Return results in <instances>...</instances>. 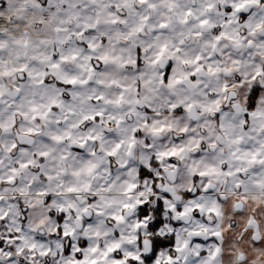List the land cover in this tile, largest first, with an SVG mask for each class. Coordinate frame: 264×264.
Wrapping results in <instances>:
<instances>
[{"label":"clouds","instance_id":"clouds-1","mask_svg":"<svg viewBox=\"0 0 264 264\" xmlns=\"http://www.w3.org/2000/svg\"><path fill=\"white\" fill-rule=\"evenodd\" d=\"M210 11L217 24L232 18L231 13L221 15L225 13V6L220 0H214ZM241 11L249 14V20L239 23L238 31L224 27L221 31L225 35L217 41L207 27L199 36L188 31L181 35L179 29L187 27L184 25H179L175 33L163 35L149 30L147 23L140 21L141 16L156 20L175 18L176 11L163 5L153 9L140 0H129L127 5L120 0H47V3L45 0H0V91L4 94L6 113L8 108H16L17 88L25 75L16 69L27 68L34 77L37 73L44 76L52 57L70 56L85 40H91L95 46V56L106 57L87 84L63 89L78 95L76 100L67 97V106L62 112L49 113L46 119L33 121V114L25 103L26 116L20 112L6 115L5 126L0 128V138H3L0 152L4 159L0 166L3 178L0 179V200L12 205L19 223L9 221L6 230H0V239L5 240V248L20 250L9 253L0 249V264H8L10 257L14 258L12 264H21V261L65 264L74 259L56 255V244L67 246L69 240L58 233L62 225L50 215L58 203L67 201L78 208H88V213H79L80 220L75 212L68 220L78 240L87 239L88 247L81 250L83 255L91 259L90 248L96 247L99 250L95 256L100 258L108 247L118 243L117 254L123 264H128L130 257L126 252L140 255L143 251L137 246V233L148 242L152 234L146 228L135 227L137 210L124 205L145 201L154 208L157 199L165 198L162 190L166 187L173 193L169 206L191 207L185 192L190 190L196 195L201 190L196 202L202 205L203 211L199 217L191 212L182 217L165 211L164 218L171 223H166L157 235L178 232L181 242L188 240L190 248H195L193 241H198L201 255L185 250V255L195 264L206 261L212 253H216L213 264H264V165L242 163L232 156L237 149L241 155L244 152L264 155V23L260 27L248 26L251 20H264V4L249 3ZM188 19L191 21L192 17ZM140 23L144 24L143 31L138 30ZM85 24L92 29L91 34L76 35ZM205 33L208 44L204 43ZM174 37L184 41L183 51L175 54L165 51L160 62L154 63L161 46L167 43L171 48ZM248 41H252L251 46ZM211 44L216 45L215 51ZM197 55L204 57L203 71L196 72V79L190 84L194 69L200 67L194 63ZM210 57L211 71L208 70ZM168 62L172 65L171 83L161 84L157 74L165 72L160 65ZM79 63L84 61L69 59L61 69L48 70L46 79L54 82L51 72L63 70L78 79H87ZM177 79L181 83L177 84ZM257 84L262 90L256 97L255 107L250 109L248 97ZM90 96L93 98L88 99ZM97 96L104 99L97 100ZM35 99L39 101L41 97L38 95ZM173 104L179 109L188 105L192 108L177 112L171 107ZM97 112H103V117L92 120ZM221 113L228 114L223 121L219 119ZM29 127L37 128L39 135L29 136ZM69 134L72 140L67 138ZM54 136L64 137L63 142L57 144L51 139ZM133 138L130 150L128 144ZM21 139L33 143L20 151L10 150L11 144L19 146ZM81 140L86 141V147L78 150ZM121 141L122 148L109 159L106 153ZM213 144L215 147H210ZM33 148L48 153L42 163L36 156L40 169L19 168L21 161L33 159L30 152ZM173 149L183 151L171 163L166 157L156 161L157 167L150 169L156 178L154 181L140 179L139 169L143 164L158 152ZM93 152L95 155H91ZM13 162L17 167L15 173L11 171ZM125 162L126 168L122 167ZM228 165L231 168L225 171ZM236 167L241 171L229 175ZM211 169H215L213 174L196 178L200 171ZM8 176H14L16 182L7 183ZM205 183L210 186L209 191L203 190ZM132 184L137 187L130 188ZM89 185L91 190L86 191ZM69 187L79 191L69 192ZM39 193L51 195L52 203L45 204L46 196ZM93 200L94 203H89ZM97 210L101 215H96ZM113 215L122 216L123 221H113ZM85 221H90L93 227L88 228ZM17 227L22 232L17 233ZM121 230L123 237L118 235ZM189 231L193 232L192 237ZM197 231L198 238L194 234ZM32 243L37 244L34 250L30 249ZM44 249H51L47 258L40 255ZM161 251L163 260L168 250ZM117 254L110 253L102 264H111ZM179 264L185 262L181 260Z\"/></svg>","mask_w":264,"mask_h":264},{"label":"snow or ice","instance_id":"snow-or-ice-1","mask_svg":"<svg viewBox=\"0 0 264 264\" xmlns=\"http://www.w3.org/2000/svg\"><path fill=\"white\" fill-rule=\"evenodd\" d=\"M129 0H120V3H123L127 5ZM141 3L145 4L147 7H151L153 9L158 8L160 5H163L168 10H175L176 11V17L175 18H164V19H149L147 16H141L140 21L146 22L148 25L149 30L154 32H159V34L163 35L165 33L169 32H177L179 25L187 26L186 28H180L179 33L182 35L184 31H188L194 36H199L203 32V30L207 27V29L211 32H213L216 35V40L219 41L222 36L225 35L221 29L224 27L230 26L233 30H237L236 28L239 23L243 21L249 20V14L247 12L241 11L242 8H244L245 5L249 3L258 2L261 4H264V0H220L221 4L225 6V13H222L221 15L224 16L226 13H231L232 18H226L222 20L219 24H217L216 20L212 19V13L211 9L214 5V0H140ZM45 3H47V0H45ZM196 5L197 7L193 8L192 6ZM119 6V5H117ZM131 12V9H130ZM237 13L239 15H237ZM192 17V20L190 21L188 17ZM115 23L116 21H112ZM264 23V20L257 21V20H251L249 21V28H252L253 24L255 27H260L261 24ZM139 31L144 30V24L140 23L138 27ZM59 32L60 29H57ZM92 32V29L85 24L83 29L78 31L76 35H84L88 36ZM61 43L63 41H60ZM205 44H208L209 41L207 39L206 33H205ZM249 45L251 46L252 41H248ZM183 44L184 41L182 39H176L175 37L171 41V48H169V45L165 43L161 46L160 55L157 56L154 63H159L160 59L165 51H172L173 54L180 53L183 51ZM211 48L213 51H215L216 45L211 44ZM83 53V54H81ZM95 53V46L91 42V40H85L82 42V46L78 49V51H72V54L70 56L66 55H59L56 57H52V62L48 64V69H46L44 76H40L39 73L36 74V76H33V73L28 71L27 68H21L16 69L18 71H21L25 73L24 76H22L20 79L22 81L21 86L17 88L18 96L16 97L15 103L16 108H8V112H5V106H4V99H3V92L0 91V128H3L5 126V117L8 113L12 112H20L22 115H27L23 111V106L25 103L29 105V111L33 114L32 120L36 121L38 119H46L49 115V113L55 114L57 111H63L65 109L66 100L67 97H71L72 100H76L78 93L75 91H64L63 89H74L77 85H84L87 84L89 80L92 79V74L94 71H97L100 66H102L103 62L106 60V57H97L94 55ZM71 59L72 61H84V63H79L78 67L81 69V73H87V79H78V77L72 73H68L67 70L63 71H55L51 72V75L54 77V82L50 83L46 76L49 74L50 69H61L64 62ZM204 59V57L197 55L195 57L194 63L197 65H200V67H196L194 69V72L191 75V80L189 83L191 84V81H194L196 79L195 73L203 71V65L201 64V61ZM93 61H96V63H93ZM135 63V61H133ZM162 68H165V72L158 73V77L161 84L164 83H171L169 73L172 70V65L170 62L167 64H161ZM208 70H212V64H211V57L209 58L208 63ZM4 75H7L8 73H3ZM257 75H260V73H257ZM239 77H237V81L239 82ZM25 80L27 83H25ZM176 83L179 84L181 81L179 79L176 80ZM206 87V86H205ZM49 89L51 91L49 92ZM262 89L257 84L255 85L252 90L251 94L248 97V105L249 108L255 107V101L256 97L258 96L259 92ZM40 96L41 99L38 101L35 99L36 96ZM93 97H88V99H92ZM123 98V97H121ZM97 100H103V96H97L95 97ZM173 109H176L177 112L180 111H190L192 108V105H188L185 109H179L175 104L171 106ZM43 109V111H41ZM69 110H71L69 108ZM219 112V109L217 110ZM103 112H97L95 115L91 117L92 120H99L103 117ZM227 113H221L219 116V119L223 121L227 117ZM88 117H85L87 119ZM15 119L13 118L12 124L15 125ZM120 121H117V124H119ZM75 126V125H74ZM221 127H223V123L221 124ZM163 129H158L157 131H162ZM186 131V130H185ZM27 134L29 136L31 135H39V130L35 127H29L27 129ZM69 140H72L71 135L69 134L67 137ZM52 140H54L57 144H60L63 142L64 137L61 136H54L51 137ZM89 140H95L94 137H89ZM3 142V138H0V143ZM33 142L30 140L21 139V142L19 146L16 143H12L10 146V150H16L20 151L21 149L28 148L29 144H32ZM75 143V141H73ZM133 142H130L128 144V148L131 150L133 147ZM123 141L118 142L115 145V148L111 151L106 153V155L109 157V159L115 157L117 155V152L122 148ZM71 147V145H69ZM86 147V141L81 140L78 144V150H82ZM210 147H215V145H210ZM180 151H183V149L177 150L173 149L169 152H158L156 154V157L149 160L147 163L143 164L139 169V177L141 180H155L152 171H150L151 168L157 167L156 161L159 160L162 157H166L170 163L173 162L174 158L179 154ZM31 155L33 157L32 160H23L19 163V168H29L34 167L37 170L40 169V163L43 162L44 158L47 157L48 153L46 151H40L37 152L35 148L30 149ZM40 157V163H37L36 156ZM91 155H95V153H91ZM129 155H131V151H129ZM232 156L242 163H260L264 165V155L260 154L259 152L251 153L244 152L242 155L239 154V150L232 152ZM245 157L247 159L245 160ZM67 158V157H63ZM9 159H11L9 157ZM4 163L3 159V153L0 152V166H2ZM14 166L11 168V171L15 173L17 171V167ZM122 167H127V162H125ZM228 168H231V165L226 166L224 169L227 171ZM92 169H89V172H91ZM241 171L240 167H236L233 171H229V175H235L236 173H239ZM215 172V169H211L208 171H200L197 175V179L200 177H208L210 174H213ZM44 175H48L47 173H44ZM51 179V177H48ZM0 179H3L0 177ZM15 177L14 176H8L7 177V183L12 184L15 183ZM111 187V185H109ZM136 184L130 185V188H136ZM153 188H155V184H153ZM86 191L91 190V186L89 185L88 188L85 189ZM159 191V189H157ZM204 191H209L210 186L205 183V187L203 189ZM69 192H75L79 191V189L75 187H69ZM164 193V199H157L156 206L153 208L151 207L150 203L145 201H137L136 205H128L125 204L124 207H133L137 210V218L138 222L135 225L137 229L146 228L149 233L152 234L151 241H144L142 235L140 233H137V246L139 249H142L140 255H134L131 251H128L125 253L128 257H130L128 264H179L181 260L185 262V264H195V261L190 258L189 255H185V250H189L191 252H195L197 256L201 255V251H199V243L198 241H193V243L196 245L195 248H190V244L188 240H184L181 242L180 236L178 232H174L171 235L161 233L160 235H157V233L161 232V229L165 227L166 223H171V221H166L164 218V212L168 211L169 215H172L173 213H176L179 216H187L189 212L192 213L193 216L199 217L200 212L203 211V207L200 203H197V196H199V193L201 190H197L196 195H193V193L189 190L185 192V198L188 199L191 203V207L188 206H181V205H168V200L172 199V189L170 187H166L163 190ZM40 195H45L46 199L44 200L45 204H51L52 203V196L47 195L46 193H39ZM89 203H94L93 201H89ZM221 203H224V201H221ZM200 211H196V210ZM59 212V215H56V212ZM75 212L77 213V220H80L81 217L79 213H88V208H78L76 207L71 201L67 202H61L56 205V209L50 213L51 216H54L57 224L62 225V227H58L57 231L64 237L68 238L69 243L67 246H64L60 243L56 244V248L58 249V252L56 253L57 256H60L61 258L63 256H71L74 257L72 260L65 261V264H102V261H106L108 258V255L111 254H117L118 249H120V244H113L112 246L108 247L106 251H104L101 254L100 258H97L95 254L99 250L96 247L90 248V252L93 254L91 259H88L85 257L82 253V249L88 247L87 239L84 240H78V237L76 236V231L73 229L68 222V220L71 217V214ZM96 215H101V212L97 210ZM154 216V219H151V217ZM113 221L120 223L123 221L122 216H112ZM11 221L13 224L19 223L17 220L16 213L12 210L11 204H6L4 201L0 200V230H6L5 225ZM150 221V222H148ZM87 223L88 228H92L93 225L90 221H85ZM235 227V225H232ZM173 227H176L173 225ZM183 231H188L187 229H182ZM22 232V228L17 227V233ZM195 236L199 237V232L194 233ZM119 236L123 237L124 232L121 230L118 233ZM216 235H219V233H216ZM189 236H193V232L189 231ZM8 238H12V234H8ZM39 239L43 240V237H40ZM74 241H78V243H74ZM17 244H20V241L17 240ZM43 248V245H41ZM37 244L32 243L30 245V249H36ZM0 249H5L7 252L12 251H19V248H5V240L0 239ZM162 249H167L168 253L164 256L163 260L160 259V256L163 255ZM51 249H44L41 251L40 255L47 258L49 252ZM219 249H217V252ZM216 253H212L208 256V259L206 261H201L200 264H213L215 260ZM14 258L10 257L8 264H12V261ZM21 264H25L24 261H21ZM111 264H123V260L121 257L117 254L116 259L111 262Z\"/></svg>","mask_w":264,"mask_h":264}]
</instances>
